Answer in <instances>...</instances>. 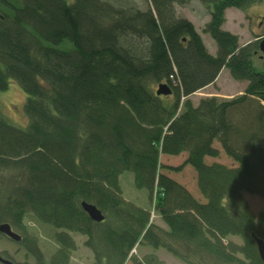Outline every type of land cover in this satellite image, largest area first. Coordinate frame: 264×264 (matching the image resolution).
<instances>
[{
	"label": "trees",
	"instance_id": "1",
	"mask_svg": "<svg viewBox=\"0 0 264 264\" xmlns=\"http://www.w3.org/2000/svg\"><path fill=\"white\" fill-rule=\"evenodd\" d=\"M149 2L144 10L107 0H0V91L18 83L28 115L22 128L0 112V172H9L0 178V224L19 230L31 211L58 229L60 243L46 261L33 242L32 264H75L72 232L86 236L92 264H164L132 253L138 245L186 264H264L255 242L264 241V207L256 214L245 197L264 200V67L253 64L260 41L242 46L222 29L227 7L254 0H203L216 54L192 21L177 18L175 5L188 0ZM225 67L248 83L244 92L193 104L189 96ZM161 83L170 94L157 95ZM218 144L229 165L207 163L221 154ZM186 152L180 165L161 162ZM187 165L203 198L168 173ZM125 170L148 190L152 209L123 196ZM83 201L104 221L90 219Z\"/></svg>",
	"mask_w": 264,
	"mask_h": 264
},
{
	"label": "rangeland",
	"instance_id": "2",
	"mask_svg": "<svg viewBox=\"0 0 264 264\" xmlns=\"http://www.w3.org/2000/svg\"><path fill=\"white\" fill-rule=\"evenodd\" d=\"M114 4H121L123 7L133 6L137 8L139 6L141 9H147L148 5L151 6L150 0H107ZM138 4V5H137ZM264 0H254L246 7H237L232 5V7H227L225 9V23L222 25V29H226L233 34L236 33L239 36L240 45L245 46L248 42L259 40L264 37V33L256 34L255 31H259L261 25L260 15L264 10ZM211 7L203 2V0H188L185 4H176L175 12L177 18H186L195 24L196 30L201 34L203 42L205 43L209 53L216 54L217 43L212 38L211 34L205 31L207 23L211 19ZM66 45V44H65ZM259 51V50H258ZM263 53L261 51L257 52L253 56L254 69L261 70L264 67V58L261 57ZM218 76V80L215 83L205 86L194 94L190 95V99L193 104H199L200 100L205 97L218 96L220 99H230L237 97V95L242 94L246 89L248 83L245 80H235L228 68H224ZM157 85H154V87ZM27 94L22 91L19 84L12 81L8 88L0 91V112L2 115L17 126L25 128L28 123V115L24 109V102L26 100ZM217 143V142H216ZM216 148L220 149V144L216 145ZM220 155L218 158L213 159L210 156L207 157L208 162L220 161L229 165L232 162L230 158L226 156L224 151L220 149ZM186 154L180 155H163L161 162L167 165L177 166L184 162ZM17 173V171H16ZM12 173L11 175H17ZM175 179L183 182L187 187L189 186L192 193L196 195L197 198H203L202 193L199 190H194L197 188L196 173L191 165H187L186 169L180 171L168 172ZM9 172H0V178L6 177ZM3 175V177H1ZM134 175L130 171H123L120 177V185L122 186V194L125 198L133 203H136L143 207H150L149 195L147 189H138L133 184ZM250 195V196H249ZM247 201H249L252 206L253 211L258 214L260 210L264 207V200L256 194L245 193ZM258 197L260 200H258ZM154 215V217L152 216ZM152 218L156 223L164 228L168 229L164 221L157 214L152 211ZM21 229L16 231L24 235L25 241L18 243L5 235H0V254L10 257L15 263H23L25 261L32 262V253L30 254L28 249L33 246L35 242L39 247L40 251L44 254L45 260L49 261L53 253L60 247L59 241H57L56 235L58 229L54 226L49 225L41 220H39L34 212L29 211L24 218ZM76 247L71 252V262L75 264H92L93 263V253L90 249L85 246L84 242L86 236H82L76 232L71 233ZM228 240H234L237 243H242L241 236L233 235L229 236ZM145 245H138L134 248L132 253L140 257L145 255L156 254L158 258L164 261V264H186L182 259L174 257L171 252H168L165 248L160 247L158 249H153L152 247H144ZM153 249V252H148V250ZM148 252V253H147ZM26 262V263H27ZM128 262L127 264H129ZM24 264V263H23ZM32 264V263H31Z\"/></svg>",
	"mask_w": 264,
	"mask_h": 264
},
{
	"label": "water",
	"instance_id": "3",
	"mask_svg": "<svg viewBox=\"0 0 264 264\" xmlns=\"http://www.w3.org/2000/svg\"><path fill=\"white\" fill-rule=\"evenodd\" d=\"M259 51H261L263 54L261 57L264 58V37L260 39L259 42ZM158 90L156 91L157 95L162 94H170L171 88L166 83H161L158 86ZM82 208L86 211L89 218L96 221V222H102L104 221V213L100 210V208H97L95 204L88 203L86 201L82 202ZM0 233L7 236L8 238L19 242L22 239V235L20 233H17L10 222H2L0 224ZM255 242L257 243V249L258 253L260 254V257L262 261L264 262V241L260 238L255 239ZM0 263L2 264H15L14 261L10 258L4 257L0 254Z\"/></svg>",
	"mask_w": 264,
	"mask_h": 264
},
{
	"label": "flooded vegetation",
	"instance_id": "4",
	"mask_svg": "<svg viewBox=\"0 0 264 264\" xmlns=\"http://www.w3.org/2000/svg\"><path fill=\"white\" fill-rule=\"evenodd\" d=\"M264 8V7H263ZM260 19H261V25H260V30L259 31H255V33L256 34H261V33H264V10H263V12H262V14L260 15ZM13 229L16 231L17 229L15 228V227H13ZM17 232V231H16ZM18 233V232H17ZM20 233V232H19ZM21 235H22V239H23V234L22 233H20ZM21 239V240H22ZM21 240L19 241V242H21ZM18 242V243H19ZM2 255V254H1ZM4 256V255H3ZM4 257H6V256H4ZM9 259H10V257H9Z\"/></svg>",
	"mask_w": 264,
	"mask_h": 264
},
{
	"label": "crops",
	"instance_id": "5",
	"mask_svg": "<svg viewBox=\"0 0 264 264\" xmlns=\"http://www.w3.org/2000/svg\"><path fill=\"white\" fill-rule=\"evenodd\" d=\"M217 80H218V78H217L215 81H217ZM144 247H147V246H144ZM148 247H151V246H148ZM148 247H147V248H148ZM153 249H154V248H153ZM153 249L148 250V252H153ZM148 252H147V253H148Z\"/></svg>",
	"mask_w": 264,
	"mask_h": 264
},
{
	"label": "bare ground",
	"instance_id": "6",
	"mask_svg": "<svg viewBox=\"0 0 264 264\" xmlns=\"http://www.w3.org/2000/svg\"><path fill=\"white\" fill-rule=\"evenodd\" d=\"M159 89V88H158ZM258 238V237H257Z\"/></svg>",
	"mask_w": 264,
	"mask_h": 264
},
{
	"label": "clouds",
	"instance_id": "7",
	"mask_svg": "<svg viewBox=\"0 0 264 264\" xmlns=\"http://www.w3.org/2000/svg\"><path fill=\"white\" fill-rule=\"evenodd\" d=\"M262 39V38H261Z\"/></svg>",
	"mask_w": 264,
	"mask_h": 264
}]
</instances>
